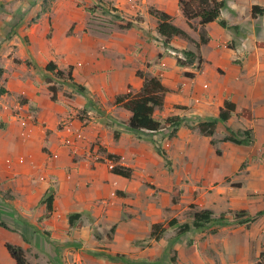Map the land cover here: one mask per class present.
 Wrapping results in <instances>:
<instances>
[{
  "label": "crops",
  "instance_id": "0c3cea01",
  "mask_svg": "<svg viewBox=\"0 0 264 264\" xmlns=\"http://www.w3.org/2000/svg\"><path fill=\"white\" fill-rule=\"evenodd\" d=\"M42 1L17 0L0 7V88L5 91L0 95V194L10 195L0 201V232L12 229L19 234L21 241L15 245L25 257L33 250L28 243L33 239L83 240L88 237L84 229L91 225L114 226L116 235L132 227L127 213L131 208L125 206L131 196L146 179L157 177L167 186L172 178L156 146L181 169L176 175L194 182L235 175L246 160L264 155V48L257 46L264 43V16L239 25L240 0H224L221 18L238 26L236 35L216 22L201 27L197 19L190 28L178 0H102L124 18L139 16L138 24L120 30L92 19L89 6L81 4L86 0H51L48 8ZM244 5L249 15L250 7L264 6V0ZM150 9L168 14L187 38L174 36L164 46ZM201 30L208 38L205 44H199ZM183 51L194 53V63L177 65ZM48 63L64 76L47 72ZM150 77L169 90L154 118L183 119L172 137L169 128L155 134L130 131V112L115 105L117 96L138 93ZM49 86H55V101ZM225 100L249 112L238 128L252 131L253 146L224 140L238 131L231 127L234 115L225 124L217 123L212 137L199 132L197 124L216 119ZM66 138L70 146L64 145ZM104 155L116 157L114 166L132 169L131 178L114 175ZM240 178L247 186L252 183L250 176ZM48 190L53 208L44 217L41 201ZM72 214L80 215L74 227L68 223ZM24 227L32 228L31 237H25ZM122 240L131 242L132 234ZM4 241L0 264H12ZM37 255L32 252L33 259Z\"/></svg>",
  "mask_w": 264,
  "mask_h": 264
},
{
  "label": "rangeland",
  "instance_id": "374dc122",
  "mask_svg": "<svg viewBox=\"0 0 264 264\" xmlns=\"http://www.w3.org/2000/svg\"><path fill=\"white\" fill-rule=\"evenodd\" d=\"M16 1L0 0V7L3 4L13 5ZM50 1H42L44 8H48ZM244 3L247 0L238 3L240 7L236 21L239 25L248 24L249 15ZM81 4L89 6L86 10L92 19L109 22L120 30H126L122 27L127 23L133 26L140 22L138 15L124 18L117 9L102 0L94 3L86 0ZM146 31L151 34V31ZM233 115L237 118L231 127L238 131L230 132L229 137L243 139L245 130H239V121L249 118L243 117L241 109L237 108ZM228 135L225 137L228 138ZM250 136V145L253 146L255 140L252 131ZM213 141L217 144L215 139ZM218 151L221 156V151ZM257 156L242 163L235 175L232 173L218 180L203 178L195 182L176 175L182 174L181 169L179 171L173 167L169 160L166 166L163 160L165 171L168 170L172 175L170 184L163 186L157 177L145 180V186L140 187L125 205L131 208V212L127 213H131L128 218L132 227L123 229L121 235L115 234V228L112 232L111 225L99 224L91 225L90 230L85 228L88 237L83 240L53 242L46 238L29 239L33 250L28 251L25 258L30 264H264V215L252 223L245 222L248 217L264 210V155L260 152ZM243 175L250 176L252 183L249 186L248 181L240 178ZM2 196H5L4 199L10 197L9 194H0V201ZM205 210L212 212L214 222L201 229L191 227L186 233L179 232L180 225H192L194 214ZM239 211H244L245 216H240ZM171 221H176V224L166 227ZM153 224L166 229L158 241H154L151 236ZM23 232L26 238L32 236L31 227H24ZM128 233L132 234L133 240L124 242L122 238ZM19 236L12 229L0 232V242L5 240L17 245L18 239L21 241ZM32 252L38 254L37 260L33 259ZM11 263L15 264L13 260Z\"/></svg>",
  "mask_w": 264,
  "mask_h": 264
},
{
  "label": "trees",
  "instance_id": "16d2710c",
  "mask_svg": "<svg viewBox=\"0 0 264 264\" xmlns=\"http://www.w3.org/2000/svg\"><path fill=\"white\" fill-rule=\"evenodd\" d=\"M179 10L186 20L188 26L193 28L191 25V21L198 20V24L201 27H205L210 23L216 22L221 28L228 30L236 35H239V28L236 25H230L225 19L221 18V11L226 7V2L224 0H178ZM149 14L156 19L157 33L164 38V46H166L172 37L181 36L187 38V34L181 30L180 28L174 26L171 23V17L161 11L156 9H150ZM264 16V6L253 5L249 10V18L256 19L258 17ZM132 26L131 23H127L125 29H128ZM208 41L206 33L204 30L200 31L199 34V44H205ZM199 44H195L196 47ZM257 46L264 48V43H257ZM183 59L177 58V65L183 67L187 65H191L196 60V56L191 51H183L182 52ZM198 64L202 63L201 58L197 59ZM47 72L54 74V76L58 78H62L64 73L57 69V67L53 63H48L45 67ZM66 76L68 79H71L70 70L67 71ZM186 76H192L186 73ZM80 91V87H78ZM49 91L51 92L52 101L56 100V89L55 86H49ZM169 92V90L163 86L160 80L156 77L145 78L141 90L136 94L126 93L125 95L117 96L115 98V105H118L128 112H130L131 116L127 121V128L130 131L138 132L145 131L148 133L155 134L160 131L162 128H169V137L175 135L177 130L182 126L183 119L179 117H168L163 120L155 119L153 114L157 109H161L164 104L165 95ZM5 93L4 89L0 88V95ZM236 105L229 101L225 100L223 102L222 107L220 108L218 117L216 119H212L206 122H200L197 124V128L201 134L207 137H212L215 131V127L217 123L225 124L229 118L235 113ZM242 116L249 118L250 114L248 111L242 109ZM191 128L192 125L190 124ZM251 131H244L243 135L245 138L237 139V137H229L224 140L234 143L236 145L249 146L252 142ZM117 137V134L115 135ZM212 145L213 142L211 143ZM156 153L166 162V166L169 165V161L166 159L165 152L158 146L155 147ZM219 155L220 152L216 151ZM107 160L110 162H115L116 157L113 155H107ZM111 172L125 179H129L132 176V169L124 167V166H113L111 168ZM53 193L48 190L42 199V204L45 205L46 214L44 217H48L52 212L53 208ZM238 214L240 216H245L244 211H239ZM237 214V215H238ZM264 215V210L258 211L254 216L248 217L245 222L252 223L258 217ZM80 218L79 214H72L68 217V223L70 227H74L77 220ZM214 222L212 219V212L209 210L202 211L200 213H195L193 217L192 225L187 223L180 225V233H186L190 230L191 227L195 229H201L206 224ZM176 224V221H171L167 224L166 227H171ZM114 226L111 228L113 232ZM166 231L165 227L154 224L152 225L151 236L154 241H158L160 236ZM5 248L10 255L11 259L15 262V264H30L27 262L25 258V254L22 248L16 245H11L6 243Z\"/></svg>",
  "mask_w": 264,
  "mask_h": 264
},
{
  "label": "built area",
  "instance_id": "2783aa9c",
  "mask_svg": "<svg viewBox=\"0 0 264 264\" xmlns=\"http://www.w3.org/2000/svg\"><path fill=\"white\" fill-rule=\"evenodd\" d=\"M23 125H24V123H23ZM78 137H79V136H78ZM64 145H65V146H70V145H71V142H70V139H69V138H66V139L64 140ZM109 165H110V169H111V168L114 166V163L110 162Z\"/></svg>",
  "mask_w": 264,
  "mask_h": 264
}]
</instances>
